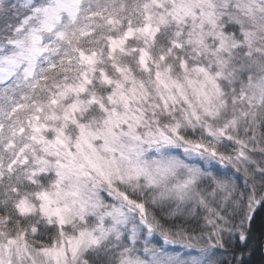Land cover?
<instances>
[{"label": "snow or ice", "instance_id": "1", "mask_svg": "<svg viewBox=\"0 0 264 264\" xmlns=\"http://www.w3.org/2000/svg\"><path fill=\"white\" fill-rule=\"evenodd\" d=\"M262 205L264 0H0V264H243Z\"/></svg>", "mask_w": 264, "mask_h": 264}, {"label": "trees", "instance_id": "2", "mask_svg": "<svg viewBox=\"0 0 264 264\" xmlns=\"http://www.w3.org/2000/svg\"><path fill=\"white\" fill-rule=\"evenodd\" d=\"M196 220H192L186 225L189 228H197ZM264 239V205L257 208L254 220L252 222L251 238L248 249L243 256V264H264L263 253ZM239 255V253H237Z\"/></svg>", "mask_w": 264, "mask_h": 264}, {"label": "water", "instance_id": "3", "mask_svg": "<svg viewBox=\"0 0 264 264\" xmlns=\"http://www.w3.org/2000/svg\"><path fill=\"white\" fill-rule=\"evenodd\" d=\"M262 245L264 246V239H263V244Z\"/></svg>", "mask_w": 264, "mask_h": 264}, {"label": "rangeland", "instance_id": "4", "mask_svg": "<svg viewBox=\"0 0 264 264\" xmlns=\"http://www.w3.org/2000/svg\"><path fill=\"white\" fill-rule=\"evenodd\" d=\"M263 253H264V246H263Z\"/></svg>", "mask_w": 264, "mask_h": 264}]
</instances>
